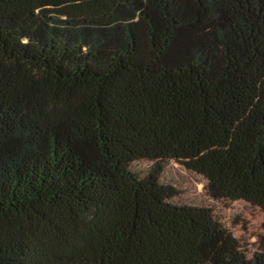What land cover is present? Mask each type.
Here are the masks:
<instances>
[{
  "label": "trees",
  "instance_id": "obj_1",
  "mask_svg": "<svg viewBox=\"0 0 264 264\" xmlns=\"http://www.w3.org/2000/svg\"><path fill=\"white\" fill-rule=\"evenodd\" d=\"M168 160L264 212V0H0V264H264Z\"/></svg>",
  "mask_w": 264,
  "mask_h": 264
},
{
  "label": "rangeland",
  "instance_id": "obj_2",
  "mask_svg": "<svg viewBox=\"0 0 264 264\" xmlns=\"http://www.w3.org/2000/svg\"><path fill=\"white\" fill-rule=\"evenodd\" d=\"M152 165L150 161L141 160L133 163L132 170L144 176ZM162 182L180 191V195L174 199L175 204L210 208L216 218L239 240L248 257L264 253V212L260 207L244 200L212 198L207 192L204 176L175 160L166 162Z\"/></svg>",
  "mask_w": 264,
  "mask_h": 264
}]
</instances>
